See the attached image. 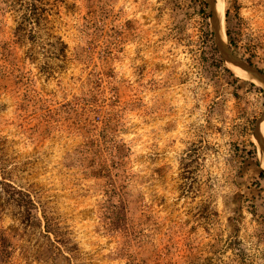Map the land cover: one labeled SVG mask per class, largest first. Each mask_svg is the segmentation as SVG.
Masks as SVG:
<instances>
[{
  "label": "rangeland",
  "instance_id": "374dc122",
  "mask_svg": "<svg viewBox=\"0 0 264 264\" xmlns=\"http://www.w3.org/2000/svg\"><path fill=\"white\" fill-rule=\"evenodd\" d=\"M214 1L264 74V0ZM208 6L0 0V264H264V86Z\"/></svg>",
  "mask_w": 264,
  "mask_h": 264
},
{
  "label": "trees",
  "instance_id": "16d2710c",
  "mask_svg": "<svg viewBox=\"0 0 264 264\" xmlns=\"http://www.w3.org/2000/svg\"><path fill=\"white\" fill-rule=\"evenodd\" d=\"M192 1L201 7L203 15L208 20L211 17L210 12L207 13V11L209 10L208 3L205 0ZM249 64L252 65V62L249 61ZM261 177L264 178L263 171L261 172ZM8 187H11V189H8L9 191H11L12 197L17 202V205L22 213L23 221L26 222V224H31L36 220L38 221L39 219L37 216V207L35 202L31 199V196L23 191L12 188V186L10 185H8ZM4 251H7V240L5 237H0V255L3 254ZM62 258L64 260L66 259V257H64L63 255Z\"/></svg>",
  "mask_w": 264,
  "mask_h": 264
},
{
  "label": "water",
  "instance_id": "95a60500",
  "mask_svg": "<svg viewBox=\"0 0 264 264\" xmlns=\"http://www.w3.org/2000/svg\"><path fill=\"white\" fill-rule=\"evenodd\" d=\"M210 8L212 10V27L214 30V33L216 35V43L218 47L220 48V51L222 53L223 58L228 62L233 64L236 67H240L246 71L251 72L255 76V81L258 82L259 84L264 86V74L258 70L256 67L251 66L240 59H238L236 56H234L225 46V44L222 41L221 37V26L219 22V17L218 13L215 9V1L214 0H207ZM256 137L258 139V142L261 146V148L264 150V141H263V136L260 133V130L257 129L256 131Z\"/></svg>",
  "mask_w": 264,
  "mask_h": 264
},
{
  "label": "bare ground",
  "instance_id": "6f19581e",
  "mask_svg": "<svg viewBox=\"0 0 264 264\" xmlns=\"http://www.w3.org/2000/svg\"><path fill=\"white\" fill-rule=\"evenodd\" d=\"M216 5V7H215V9H216V11H217V13H218V17H219V22H220V24H221V17H220V12H219V9H218V6H217V3H215ZM222 35V34H221ZM231 68H232V70H233V68H234V70H233V72L238 76H242V77H244L245 79H250V80H253V81H255V76L251 73V72H249V71H246V70H244V69H242V68H240V67H236V66H234L233 64H231V63H229L228 64ZM229 67V68H230ZM258 129L260 130V133H261V135L263 136L264 135V119L260 122V124H259V127H258ZM263 162H264V159H263Z\"/></svg>",
  "mask_w": 264,
  "mask_h": 264
}]
</instances>
